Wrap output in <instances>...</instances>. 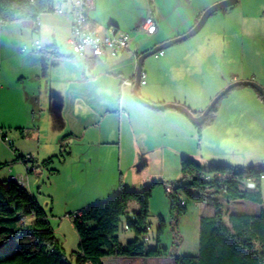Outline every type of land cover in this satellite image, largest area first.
<instances>
[{"label": "crops", "instance_id": "crops-1", "mask_svg": "<svg viewBox=\"0 0 264 264\" xmlns=\"http://www.w3.org/2000/svg\"><path fill=\"white\" fill-rule=\"evenodd\" d=\"M76 1L58 0L54 13L40 17L38 33L34 32L30 21L0 25L2 88L16 89L21 100L28 104L35 101L41 106L43 104L49 132L54 136L72 138V145L76 144L78 150H82L79 154L70 148L69 158L64 163L74 160L77 154V161L93 165L97 158L102 160L99 157L102 155L107 161L99 162L100 170H109L107 158L110 160L111 154H114L111 150L114 149L109 150L108 147L117 146L119 141L123 155L126 134L133 140L140 157L156 151L152 145L158 141L190 137L194 125L182 113L144 107L133 98V87H123V84L127 80L135 81L139 55L189 33L210 7L225 0H94L89 11L90 28L105 36L110 27H116L133 38L131 52L116 59H95L90 54L87 57L73 55L69 40ZM149 16L158 26L153 36L138 32ZM198 34L193 43L168 48L163 51L164 55L158 57L157 71H150L151 80L143 87L142 96L146 100L156 105H183L200 115L215 95L234 82L255 81L264 88V0H239L227 9L216 11ZM36 42H40L41 49L35 47ZM229 54L235 62L233 67L225 70L223 64ZM208 63L220 67V81L215 94L203 106L199 103L201 93L193 95L185 81L193 70L201 71ZM232 93L235 97L226 107L218 110L211 128L229 120L232 115L234 121L237 120L235 117L239 118L238 114L255 115L252 105L264 103L249 87L237 88ZM113 104L116 105L111 108ZM258 115L264 117V111ZM114 128L119 132L115 140L112 138ZM37 130L39 134L44 131L43 125ZM240 130H235L236 138L241 135ZM7 147L13 151L16 160L8 167L12 176H8L6 170L0 172L1 182L17 175L24 176L19 165L24 163L18 160L23 154H19L14 144ZM238 150L236 148L229 157L220 158L222 162L209 158L206 161L241 169L264 164L263 157H235ZM86 153L89 156L83 158ZM1 157L0 151V161ZM120 165L123 172V161ZM131 166L133 163L127 165L128 169ZM34 169L28 174L34 173ZM123 178L122 188H126L127 180ZM118 189L116 181L107 185L103 182L95 187L85 203L94 199L103 201L107 196L109 200L118 193ZM85 205L79 214L91 207V204ZM33 220L27 219V222L30 224ZM130 260L137 264H174L169 258Z\"/></svg>", "mask_w": 264, "mask_h": 264}, {"label": "rangeland", "instance_id": "rangeland-1", "mask_svg": "<svg viewBox=\"0 0 264 264\" xmlns=\"http://www.w3.org/2000/svg\"><path fill=\"white\" fill-rule=\"evenodd\" d=\"M196 37L198 36L172 47L189 45L195 41ZM144 41H147V39ZM158 62L159 58L156 55L145 61L143 73L147 75V82L151 80L150 71H157ZM234 62L229 54V57L224 60L223 68L227 70L233 67ZM219 68L214 63H208L201 71L193 70L186 76L185 84H187L193 95L201 93L202 100H199V103L204 104L203 106L218 89L217 85L220 81L218 77ZM3 73H6L5 66H3ZM2 87L3 85L0 82V151L2 156L0 165H11L16 160L13 151L7 147L8 143L14 144L19 154L34 158L33 163H30L35 168L34 173L28 174L26 165L20 163L24 176L15 175L16 177L13 178L27 182L26 188L48 214L54 237L59 242L63 253L72 263H75L73 255L81 251L80 238L75 227L76 216L85 208V204L93 206L103 203L109 198L107 196L103 201L94 199L89 203H85V200L88 199L97 185L99 186L103 182L107 185L116 181L119 186L116 192H119L123 186V177H126L128 187L125 189L127 191L143 192L152 184L157 183L153 190L148 220L149 232L146 236L148 246L152 249L159 246L162 250H167L168 255L197 256L200 246V221L203 217L212 216L215 208L211 202L192 200L183 190H179L180 198L187 204L188 213L179 219L178 224L171 218V198L167 192V187H176L180 182H189L182 171L181 159L183 157L191 158L209 171L213 163L206 161V158L218 160L216 162L219 163L222 162L220 158L231 156L236 148L239 149L235 155L237 158H264V117L258 115L259 112L264 111L263 103L262 105H252L251 109L256 113L255 115L238 114V116L235 115L239 117H235L236 121H234V115H232V118H228L229 120L213 128L208 126L202 134L197 129L199 127L193 126L194 130L190 137L181 140L172 137L164 142L158 141L152 145V148H156V151L144 153L142 157L134 148L131 137L129 139L126 134L123 155L120 153L119 141L117 143L114 141L117 146L108 147L109 150L114 149L111 150L114 151V154H111L110 160L109 157L107 158L109 170H100L99 162L107 161L104 160L105 158L102 155H99L102 160L98 161L97 158L93 165L77 161V154L74 156V160L64 163V160L69 158L70 148H74L76 153L82 152V150H78L76 144L72 145V138H64L63 135L54 136L49 132L47 113L43 111L45 110L43 104L41 106L36 101L28 104L26 101L21 100L16 89H4ZM143 87L140 88L141 96L143 89H145ZM222 91L215 95L212 101ZM204 96L205 101L203 100ZM234 97L232 91L227 94L221 100L218 110L226 107ZM212 101L205 107V110ZM114 105L116 104H113L111 108H114ZM117 105L119 106V102ZM42 125L44 131L39 134L37 128ZM236 126H239L241 130ZM235 130L241 131V135L237 138L235 137ZM116 135L118 136L119 132L114 128L112 129L113 140L116 139ZM4 138L7 139V143L4 142ZM88 156L89 154L86 153L83 158ZM50 159H52L53 164L50 167H43L44 161ZM122 161L124 165L123 172L120 169ZM132 163L133 166L128 169L127 165ZM5 170L8 171V176H12V172L9 173L8 167L1 169L0 172ZM194 193L197 194L198 192ZM262 193L264 197V180L262 181ZM139 208L140 206L136 201L130 202L127 214L122 220L118 236L124 247L136 238L135 233L127 228V220L133 218ZM263 209L264 206L247 201L231 202L226 204L225 224L230 226L229 218L233 214L259 215ZM162 220L165 223V230L159 244L158 231L162 225ZM142 260L144 261V259ZM166 263L168 262L159 264ZM105 264L137 263L128 258L111 257L106 259Z\"/></svg>", "mask_w": 264, "mask_h": 264}, {"label": "trees", "instance_id": "trees-1", "mask_svg": "<svg viewBox=\"0 0 264 264\" xmlns=\"http://www.w3.org/2000/svg\"><path fill=\"white\" fill-rule=\"evenodd\" d=\"M57 1L0 0V23L27 20L33 23L34 32L38 33L39 28L35 24L41 16L55 12ZM257 94L264 102L262 95ZM219 104L207 117L206 123L197 128L200 134L214 123ZM18 160L25 163L26 157L21 155ZM51 165L52 159L43 163V167ZM9 166L1 164L0 170ZM181 167L189 182H180L169 194L170 215L174 222L178 224L179 219L188 213L179 190L192 200L209 201L215 208L212 216L203 217L200 221L197 256L168 255L167 250L159 246L156 249L148 246V220L157 183L143 192L121 188L106 202L78 214L75 227L81 251L73 255L75 263H72L55 239L49 216L37 199L26 187L14 181H0V264H104V260L111 257L144 260L170 257L174 264H264V209L259 215L233 214L229 218L230 226L225 224L226 204L247 201L264 206L260 177L257 175L258 187L254 191L245 190L241 183L243 176L252 174L256 167L241 169L213 163L208 171L188 157L181 159ZM132 201H136L140 208L133 218H128L127 228L135 233L136 238L124 247L118 234ZM31 218L34 220L29 224L27 219ZM164 230L162 220L158 231L159 244Z\"/></svg>", "mask_w": 264, "mask_h": 264}, {"label": "built area", "instance_id": "built-area-1", "mask_svg": "<svg viewBox=\"0 0 264 264\" xmlns=\"http://www.w3.org/2000/svg\"><path fill=\"white\" fill-rule=\"evenodd\" d=\"M94 0H77L73 8V25L72 35L69 40V45L74 56L87 57L90 54L95 59L111 58L116 59L127 52H131L133 38L129 33L122 32L116 27H110L107 35L102 36L96 30L89 27V11L93 8ZM36 28H40V20L35 24ZM158 30L157 23L149 16L145 24L138 31L147 36H153ZM35 47L41 49L40 42H36ZM26 48L24 49V51ZM164 55V52L158 53L156 56L160 57ZM134 80H127L124 82L123 87H133ZM147 84L145 73L141 77V87ZM4 142H8L4 138ZM10 146L13 144L8 143ZM34 158L32 156H26L27 172H31L33 167L30 163H33ZM257 175L261 181L264 180V164L260 167H256L252 174H245L241 179L243 188L247 191H254L258 187ZM210 180V178H207ZM9 181H14L23 187H27V182L21 179L12 178ZM175 187H167L168 194L173 193Z\"/></svg>", "mask_w": 264, "mask_h": 264}, {"label": "water", "instance_id": "water-1", "mask_svg": "<svg viewBox=\"0 0 264 264\" xmlns=\"http://www.w3.org/2000/svg\"><path fill=\"white\" fill-rule=\"evenodd\" d=\"M239 0H225L220 3H217L216 5L210 7L201 17L197 25L187 34L178 37L174 40H171L167 43H164L163 45L157 46L154 49L139 55L138 63H137V71L135 75V84L133 86V98L135 101L144 107H147L152 110L156 111H166V110H176L182 113L185 117L189 119V121L195 126V127H201L206 123L207 117L212 113V111L215 109V107L219 104V102L231 91L241 88V87H249L257 91L259 94L262 95L264 99V88L256 83L255 81H237L232 84H230L228 87H226L209 105V107L202 112L200 115H195L188 107L179 105V104H165V105H156L145 98H143L140 94V87H141V77L143 74V67L145 61L152 57L157 55L158 53L176 45L180 44L182 42H185L193 37H195L203 28L207 20L218 10L227 9L235 4L238 3Z\"/></svg>", "mask_w": 264, "mask_h": 264}]
</instances>
